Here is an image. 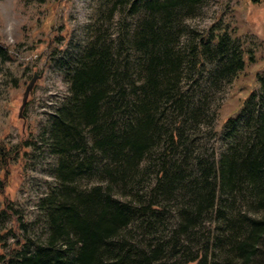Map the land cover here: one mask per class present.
Wrapping results in <instances>:
<instances>
[{
    "label": "rangeland",
    "instance_id": "1",
    "mask_svg": "<svg viewBox=\"0 0 264 264\" xmlns=\"http://www.w3.org/2000/svg\"><path fill=\"white\" fill-rule=\"evenodd\" d=\"M144 1L0 0V47L5 51L0 61V212L3 197L12 202L8 214L0 213V254L21 237L29 240V251L45 247L59 159L89 165L74 176L78 191L95 186L105 190L111 180V199L129 212L118 235L132 255L141 251L150 257L158 251L151 264H187L199 257L205 264H239L235 248L255 222L264 221V204L254 200L248 184L239 181L230 189L220 188L218 176L222 157L244 147L258 154L252 130L264 112V92L246 113L237 115L236 109L250 90H258L255 75L264 65V3L201 0L188 13L172 10L164 41L169 43L168 60L177 56L178 64L166 69L167 78L159 81L149 125L154 134L132 165L95 153L86 129L84 155H60L47 146L52 119L70 94L65 73L87 48L109 50L112 65L125 73L120 83L125 99L119 100L125 108L107 118V124L120 128V112L130 111V103L152 101L139 91L143 70L136 67L133 49V37L148 18ZM222 31L228 51L212 42ZM231 50L244 61L238 73L229 68ZM33 74L41 76L28 94L21 119V94ZM162 92L170 99L166 103ZM173 131L178 143L171 148L166 136ZM165 148L172 159L159 184L156 174L161 159H167ZM211 190L206 204L203 199ZM58 242L52 248L63 249Z\"/></svg>",
    "mask_w": 264,
    "mask_h": 264
},
{
    "label": "trees",
    "instance_id": "2",
    "mask_svg": "<svg viewBox=\"0 0 264 264\" xmlns=\"http://www.w3.org/2000/svg\"><path fill=\"white\" fill-rule=\"evenodd\" d=\"M200 1L145 0L143 2L142 9L148 18L142 19V24L133 37V49L136 53L135 59H138L135 61L136 67L143 70L139 91L143 98L145 95L152 97V101L147 103L141 99L136 103H130V111L120 112L122 115L120 128L114 123L107 124V118L117 114L120 108H125L119 102L125 99L124 89H121L125 73L117 71L112 65L109 50L104 47L87 48L74 67L65 73L70 94L64 106L52 119L47 146L60 155L72 151L80 156L85 153L82 147V135L86 129L95 153L102 154L109 161L119 163L125 161V164L139 160L152 140V136L149 135L154 134L152 129H149V125L153 124L151 111L153 100L158 101L159 81L167 78L166 69L176 68L178 64L177 56L173 57L172 62L168 60L169 43L164 41V38H167V35H164L166 23L173 17L172 10L182 9L188 13ZM247 1L250 4L264 3V0ZM130 8H134L133 3L130 4ZM210 38H206L207 43L211 42ZM212 40L218 50H229L224 31L215 34ZM2 51L0 47V61L4 58L5 51ZM230 53V71L234 70L238 73L242 70L244 61L240 59L238 53L232 50ZM255 80L258 90L256 92L250 90L247 93L236 109L237 115L245 112L253 100L256 99L258 102L262 99L264 65L262 73L255 75ZM163 94L164 102L170 100L166 93ZM177 99L178 96L173 100L175 106L177 102L179 103ZM225 122L231 123V119L227 118ZM252 131L257 141L258 154L244 147L238 154H233L229 158L222 157L219 161L218 176L220 188L230 189L231 185L238 184L239 181L248 184L251 196L262 206L264 204V183L261 182L264 178V112L256 117ZM166 141L168 146L174 148L178 143V134L175 131L168 133ZM164 153L167 159H161L156 174V178L161 179L159 184L166 179V170H169V160L172 159L171 151L165 148ZM83 166L89 168V165L82 160L73 159L72 163H69L67 159H59L56 168V197H52L49 201L51 210L45 247H36L29 251V240L21 237L0 254V262L5 261V264H151V258L154 259L158 251L150 253V257L141 251H134L136 255H132L125 240L121 239L123 237L118 235L120 229L127 224L129 212L124 204L111 199V180L106 184L105 190L95 186L88 191H78L74 186V176ZM212 196L211 190L207 193L206 199H203L206 200V204H209ZM11 204L9 199L5 200L3 197L0 213L8 214L7 210L10 212ZM188 220L187 218L186 221ZM247 234L235 248V256L238 257L239 264H264V221L255 222ZM59 240L63 244V249L52 248L59 243ZM187 264H205V262L203 257H199L197 261H190Z\"/></svg>",
    "mask_w": 264,
    "mask_h": 264
},
{
    "label": "water",
    "instance_id": "3",
    "mask_svg": "<svg viewBox=\"0 0 264 264\" xmlns=\"http://www.w3.org/2000/svg\"><path fill=\"white\" fill-rule=\"evenodd\" d=\"M41 74H39L38 76H35L34 74L31 76V78L29 79L28 83L26 84V86L24 87V90L21 94V99H20V105L18 107V113H17V117L22 119V115L21 112L26 104V100L28 97V94L30 93L32 86L35 82L36 79L40 78ZM0 264H3L2 262Z\"/></svg>",
    "mask_w": 264,
    "mask_h": 264
}]
</instances>
